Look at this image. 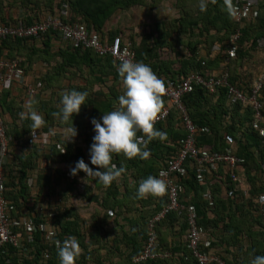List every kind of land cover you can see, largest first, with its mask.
I'll return each mask as SVG.
<instances>
[{
	"label": "trees",
	"instance_id": "obj_1",
	"mask_svg": "<svg viewBox=\"0 0 264 264\" xmlns=\"http://www.w3.org/2000/svg\"><path fill=\"white\" fill-rule=\"evenodd\" d=\"M168 1L172 0H14L10 4L8 0H0V24L24 21L32 25L43 21L48 14L56 15L62 5L68 3L69 21L85 25L91 34H99L108 43L116 37L124 43L130 42L138 62L149 65L164 82L171 79L180 83L198 73L218 77L228 71V82L250 95L264 70L257 50V40L264 29V0H260L258 18L241 28L237 57L225 67L221 66L227 59L224 51L238 28L233 19L234 0H174L175 17L155 19L152 23L130 22L133 18L129 12L133 9L154 12ZM201 2L205 4L204 11L200 10ZM126 18L128 23L124 21ZM119 22L124 26L118 25L121 24ZM55 44L60 45L58 51L52 50ZM215 45L221 46L223 52L214 53ZM0 58L20 59L26 75L33 65L48 64L46 71L37 79V83H41L38 94L30 99L34 101L33 108L45 120L44 125L35 130L36 133L54 134L55 142L50 143V149L44 148L42 154L47 152L51 155L50 159L60 161L56 175L64 179L63 187H66L56 196L49 193L50 197L45 198L42 191L46 189L43 186L36 198L31 199L29 181L33 175L31 172L38 170V162L37 157L22 154L14 162V167H19L20 171L21 178L14 177L18 180L20 191L12 192L10 189L16 184H7L6 198L15 207L14 214L24 215V207L32 203L34 208L41 198L45 207L52 204L58 210L54 224L59 238L62 241L69 236L78 239L81 251L75 264H136L134 258L143 253L150 237L148 222L165 207L168 200L166 193L137 198V187L149 175L159 178L160 170L178 155L181 141L187 136L180 112L172 108L167 119L154 126L167 133L164 141L158 138L149 140L143 133H137L143 136L144 146L151 153L148 159H128L122 153L114 154L112 163L118 168L123 166L126 171L118 180L105 186L82 171L73 176L70 169L80 159L95 168L89 163V147L95 135L91 120H100L103 114L119 107L117 98L124 92L117 72L119 63L110 55L99 56L93 50L75 49L64 42L59 33L52 31L41 41L6 39L0 43ZM256 60L262 64L261 69L255 64ZM213 67L215 73H220L213 75ZM13 85L18 84L13 83L0 90V107L4 117H7L6 132L14 139L11 146L23 143L38 150L39 147L29 139L33 131L31 121L19 117V113L27 109L23 102L21 106L15 103L17 99L12 97L10 89ZM73 89L88 93L87 105L73 116L77 130L74 138L72 121L62 122L58 115L62 94ZM48 91L52 95L46 101L42 94ZM227 93V88L220 87L214 94L197 88L185 97L184 102L189 118L199 127L210 129L208 134L199 132L197 147L219 152L232 151L245 159L236 173L246 180V185L238 187L232 182L230 171L223 166L211 169L206 174L207 185H201L196 180L192 165L195 161L188 159L185 163L188 174L179 180L184 188L181 201L196 207L199 223L212 239L211 250L205 251L219 256L227 264H251L256 256H264V145L259 133L252 128V108L231 104ZM260 99L264 104V83ZM161 100L162 110L168 102L163 94ZM54 127L56 131L52 132ZM64 131L71 135L70 141L63 139ZM44 179L38 173L36 186ZM80 184L85 186L83 192L78 190ZM206 186L212 190V207L202 197ZM83 204L95 207L91 221L78 210ZM131 215V220L125 225L124 217ZM110 224L112 227L108 226ZM169 227L180 229V241L183 239L184 242H180L179 248L167 245L166 231ZM156 234L158 251L169 252L172 256L165 260L149 259L140 264H198L188 249V225L184 219L176 214L167 215L156 226ZM30 247L32 253L29 257L19 255L18 258L13 249L0 253V264H5L8 259L12 264H59L58 250L52 243L45 242L40 233L36 234V241Z\"/></svg>",
	"mask_w": 264,
	"mask_h": 264
},
{
	"label": "built area",
	"instance_id": "obj_2",
	"mask_svg": "<svg viewBox=\"0 0 264 264\" xmlns=\"http://www.w3.org/2000/svg\"><path fill=\"white\" fill-rule=\"evenodd\" d=\"M259 9L260 0H234L233 19L238 28L224 51L227 57L225 64L237 57V41L241 35V28L258 18ZM69 18V4L64 3L56 15L48 14L43 21L32 25H27L24 21H19L17 24H0V43L8 38L41 41L47 33L52 31L59 33L63 41L70 43L75 49L93 50L99 56L110 55L119 64L125 59L138 62L130 42L124 43L120 37H116L112 43H108L103 41L99 34H91L85 25L72 23ZM257 50L264 63V29L257 40ZM213 52L222 53L223 49L221 46L215 45ZM221 76L207 77L202 73H198L180 83L171 79H167L164 82L165 91L163 95L166 97L168 104L166 108L160 111L154 126L167 119L173 108L180 112L187 136L181 141L180 151L176 158L170 159L167 165L159 172V178L166 184L164 193H166L168 200L165 207L150 218L148 222L150 237L143 253L134 258V263L136 264L146 262L149 259L165 260L172 256L169 252H161L157 249L156 226L169 214H176L179 218L186 221L188 225V249L198 261V264H227L219 256L205 251L211 250L212 239L208 237L205 228L200 225L196 207L181 201L184 188L179 183L180 178H184L188 174V170L185 167L186 161L192 159L195 161L192 165L195 168L196 180L201 185H207L206 174L211 169L217 170L222 166L230 171L231 180L238 187L246 185V180L243 177H239L236 173L238 167L245 163V159L237 156L232 151L219 152L197 147L199 132L210 133L209 128H201L189 118L187 107L185 106V97L197 88H203L211 94L216 93L220 87L227 88V97L231 104L252 108L254 114L252 128L259 133L264 145V104L260 99L264 83V70L255 82L250 95L244 94V92L228 82V71ZM26 77L27 75L20 59L9 60L0 58V90L16 83L25 89L31 97H35L38 94V89L35 86L28 85ZM13 141V137L6 132L5 117L0 107V253L4 254V251L13 249L21 257H29L32 253L30 246L35 243L37 233L41 234L45 242L52 243L58 250L59 244L57 242H62L58 235L59 231L54 224L58 210L53 205L45 207L42 202H38L34 204L32 213L16 216L14 214L16 212L15 207L6 198V162L8 161ZM143 144H145L144 140ZM67 176L71 177L70 174ZM79 189L84 190V185H81ZM202 197L211 207L214 205L210 186H206L202 192ZM5 264H12L11 260H6Z\"/></svg>",
	"mask_w": 264,
	"mask_h": 264
},
{
	"label": "clouds",
	"instance_id": "obj_3",
	"mask_svg": "<svg viewBox=\"0 0 264 264\" xmlns=\"http://www.w3.org/2000/svg\"><path fill=\"white\" fill-rule=\"evenodd\" d=\"M205 4L201 2L200 10L204 11ZM122 80L124 92L118 99V108L103 114L100 120L93 118L91 124L95 135L89 147V163L95 168L89 167L83 159L76 162L70 169V174L75 176L84 172L87 177L92 176L105 186L118 180L126 169L117 167L112 163L114 154H123L126 158L139 157L146 160L150 157V151L143 144L141 132L149 140L158 138L164 141L167 133L154 127L155 121L162 108L161 96L165 91V83L159 78L152 68L143 62L122 60L117 68ZM88 93L86 91H65L60 99L59 118L62 122L72 121L73 138L77 130L73 124V116L78 115L81 107L87 105ZM34 101L26 102V112L19 113L21 120L31 121V133L36 138L35 130L44 125L45 120L41 113L33 108ZM166 190L165 182L157 177L149 175L142 179L137 187V198H145L149 195L159 196ZM59 264H75L81 251L79 241L74 236H69L62 242H57ZM251 264H264V256H256Z\"/></svg>",
	"mask_w": 264,
	"mask_h": 264
},
{
	"label": "crops",
	"instance_id": "obj_4",
	"mask_svg": "<svg viewBox=\"0 0 264 264\" xmlns=\"http://www.w3.org/2000/svg\"><path fill=\"white\" fill-rule=\"evenodd\" d=\"M9 1L10 0H8V2ZM144 12H145L146 19H147V17H148L147 16V14H148L147 9H144ZM16 14H18V13H15V15ZM19 14H20V12H19ZM52 47H53V49H52L53 51H58L60 48V45L55 44V45H52ZM224 62L221 63V66H223V67H225V65H226V64H224ZM47 66H48L47 63H38L36 65H33L31 68H29L28 73H27V77H26L27 84L35 86L37 89L38 88L40 89L41 87L39 84H41V83H37V81H39L37 79H39L41 74L46 71L45 69H47ZM214 69L215 68L213 67V70ZM211 73H213V75H216V74L220 73V71L215 73V70H214ZM204 75L208 76L210 74H204ZM10 89H11L12 97L17 99L16 100L17 102H15V103L18 106H21V104L23 102V105L25 108L26 102L30 99L31 96L20 85L19 86L13 85V86H11ZM38 92H39V90H38ZM51 95H52V92L48 91V92H44V94H42V97H44V100L49 101ZM59 109H60V106H59ZM58 112H59V110H58ZM6 118L7 117H5V119ZM227 123H229V122L227 121ZM55 131H56V128L54 127L52 132H55ZM63 133H64L63 139L66 141H70L71 138L73 137V136L71 137V135L69 133H67V131L66 132L64 131ZM46 134H44L42 131H39V132H37V138H33V135H30L29 136L30 138L28 137L33 143L36 144V147H39L38 150L31 148L30 145H26L23 143L16 144V146H14V145L11 146L9 158L7 159L8 161L6 162V175H7V184L8 183H11L10 185H13V183L16 184V187H13L12 189H10L12 192L16 193L17 191H20V188H21L20 185H17L18 180H16V179L14 180V177L15 178L17 177V179L21 178L20 174H19V172H20L19 167H14V162L17 161V158L22 157L21 156L22 154H24V155L26 154V156H28V157H29V155L35 156V158L37 157V159H36V161L38 162V168L37 169L39 171L38 170H34V172L32 171L31 173H33V175L31 177V179L29 178L30 181L28 180L30 186L32 187L31 197H30L31 199L36 198V195L39 192H41L40 188H42L43 186H44L43 189H46L45 191H42V193H44L46 195L45 198L50 197L49 193L52 194L51 196L54 197L59 192L66 189V187L65 188L63 187V186H65L64 185L65 184L64 179H61L60 177H58L56 175V169L59 168L60 161L57 158L54 160H53V158L50 159L51 155L50 154L48 155L47 152H43L44 154H42V151L44 148H47V150L50 149V147H51L50 143L55 142L53 133H46ZM50 137L53 139L52 141H51ZM47 140H49V142H45ZM43 144H45V145H43ZM44 151H46V150H44ZM38 173H40L41 177H44L45 179L41 182V184L39 183L38 186H36L37 184H35V180H37V178H38ZM30 176H31V174H30ZM13 180H14V182H13ZM81 185L82 184H80L78 186L79 192H83L85 190V186H84V190L79 189V187ZM45 201H47V200L45 199ZM38 202L43 203L41 198H39L36 203H38ZM159 202L160 201L158 200V203ZM50 205H52V204H50ZM31 207H32V203H28L27 207L26 206L24 207L23 214L27 215L28 213H32L34 208L33 207L31 208ZM20 213H22V212H20ZM133 217L135 218L136 216H133ZM131 218H132V215L124 217V219H123L125 222L124 224L126 225L131 220ZM108 226L112 227L111 224ZM175 228L176 227H171V228L169 227V229H167V231H166V234L168 236V244L167 245L171 246L173 248H179L180 242H182L183 239H181V241H180V238H181V235H179L180 229L178 227L176 229ZM183 242H184V240H183ZM14 253H16L17 257L19 258L18 253L17 252H14ZM14 257H16V256H14Z\"/></svg>",
	"mask_w": 264,
	"mask_h": 264
},
{
	"label": "rangeland",
	"instance_id": "obj_5",
	"mask_svg": "<svg viewBox=\"0 0 264 264\" xmlns=\"http://www.w3.org/2000/svg\"><path fill=\"white\" fill-rule=\"evenodd\" d=\"M14 0H10L9 1V4L11 2H13ZM175 1L172 0V1H168L166 3H164L160 8H158L156 11L152 12V11H149L147 10L148 13H150L151 15L147 17L146 19V15H145V12H144V9H133L132 11L129 12V14L132 16L133 20H130V22H134V23H144V22H153L156 20H163V19H169V18H172V17H175L176 14H177V10L175 8ZM20 12V8L17 7ZM22 15V14H21ZM146 20V21H145ZM125 22H129L128 19L126 18L124 20ZM121 24H118L120 26H124V24L122 22H119ZM255 64L257 65V67L259 69H261L262 67V64H260V62L258 60L255 61ZM84 206L82 207H79L78 210L83 213L85 215V218L88 219V221H91V217L92 215L94 214V211H95V207H93L91 204H88V205H85L83 204Z\"/></svg>",
	"mask_w": 264,
	"mask_h": 264
}]
</instances>
